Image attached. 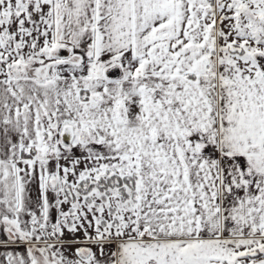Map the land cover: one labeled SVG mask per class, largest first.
Masks as SVG:
<instances>
[{
    "label": "snow or ice",
    "instance_id": "snow-or-ice-1",
    "mask_svg": "<svg viewBox=\"0 0 264 264\" xmlns=\"http://www.w3.org/2000/svg\"><path fill=\"white\" fill-rule=\"evenodd\" d=\"M0 264H264V0H0Z\"/></svg>",
    "mask_w": 264,
    "mask_h": 264
}]
</instances>
